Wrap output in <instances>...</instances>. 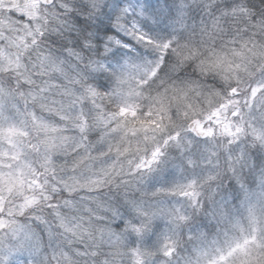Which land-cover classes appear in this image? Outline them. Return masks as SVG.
<instances>
[{
    "label": "clouds",
    "instance_id": "obj_1",
    "mask_svg": "<svg viewBox=\"0 0 264 264\" xmlns=\"http://www.w3.org/2000/svg\"><path fill=\"white\" fill-rule=\"evenodd\" d=\"M0 264H264V0H0Z\"/></svg>",
    "mask_w": 264,
    "mask_h": 264
}]
</instances>
